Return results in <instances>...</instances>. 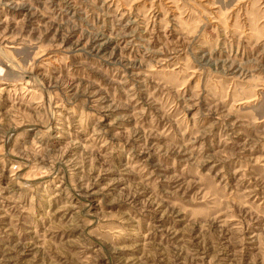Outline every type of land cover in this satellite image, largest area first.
Masks as SVG:
<instances>
[{
    "label": "rangeland",
    "instance_id": "obj_1",
    "mask_svg": "<svg viewBox=\"0 0 264 264\" xmlns=\"http://www.w3.org/2000/svg\"><path fill=\"white\" fill-rule=\"evenodd\" d=\"M0 264H264V0H0Z\"/></svg>",
    "mask_w": 264,
    "mask_h": 264
}]
</instances>
